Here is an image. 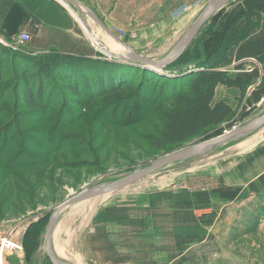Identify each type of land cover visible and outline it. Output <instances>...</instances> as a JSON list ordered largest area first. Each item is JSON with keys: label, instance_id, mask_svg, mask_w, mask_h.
Segmentation results:
<instances>
[{"label": "rangeland", "instance_id": "374dc122", "mask_svg": "<svg viewBox=\"0 0 264 264\" xmlns=\"http://www.w3.org/2000/svg\"><path fill=\"white\" fill-rule=\"evenodd\" d=\"M185 1L183 5H176L177 8L170 10L168 24L156 22L161 13L152 15L153 18L149 23L144 21L145 26H152V30L147 31L150 32L146 37L141 36V31L134 26L115 25L110 31L136 51L160 58L164 56L165 48L173 42L179 28L178 22L182 21L184 32L208 0ZM238 2L239 0H232L202 27L184 53L183 62L192 63L184 66L182 70L186 69L188 72L182 73L183 76L177 74V69L179 70V67L184 65L177 64L178 62L173 65V69L176 70L168 73L167 76L165 74L159 76L158 72L155 74L145 67L146 70H141L140 66L134 69L129 67L125 70L120 67L117 72L120 77H124L122 78L124 81L129 82L128 86L113 95L111 93L102 95L99 89L94 88L96 90L93 93L99 91L98 97L104 101V106L94 116L88 114L86 101L89 100L82 86V114L79 119L73 120L77 116L74 111L76 106L72 105L69 100H62L63 95L64 98L66 97L67 91L62 94L55 88L54 77L45 80L47 89L50 86L49 91L57 98L53 103L54 106L45 111L25 108L16 98L13 90L15 77L18 75L16 73L20 70L18 60L10 61L7 56L0 59V76H2L0 83V223H5L3 226H15V230L21 228L25 232L22 238L23 252L19 255L7 256L6 264L8 261L9 264H18L20 259L27 260L22 264H52L44 253L43 244L39 243L38 230L41 214L46 210H52L68 196L76 194L89 185L116 179L127 173L126 169L131 167L213 138L235 126L244 124L257 112V115L264 112V98L259 103L247 106L242 105L239 100L232 109L230 117L224 122L206 128L201 134L183 144L167 146L161 143L155 144L162 128V114L175 103L167 100L165 104L155 106L159 105L160 98L171 97L193 78L200 67L199 61L195 59L205 57L209 53L210 47L206 49V45L220 41L234 9L230 6L237 5ZM228 11L231 12L228 13ZM87 17L89 18L86 15V19ZM89 19L92 21L91 18ZM92 23L95 22L92 21ZM151 23L153 25H150ZM98 28L105 33L100 27ZM19 48L23 54L34 55L26 49V46ZM94 49L97 53L96 59H90L91 62L79 61L73 65L56 66L55 73L63 76L61 80L58 78V83L60 86L63 85L64 90L68 81L77 86L82 85L79 74L74 73L75 69L80 70L81 68L83 75L87 71L85 75L88 76L89 82H94L98 78L95 77L94 72L100 69L98 66L100 63L96 62L113 61L104 56L95 46ZM45 53L52 54L53 52ZM201 66L204 67V63H201ZM190 76H192L191 79ZM37 78L35 71L30 79L34 89L38 84ZM262 82H264V76ZM89 84L93 85V83ZM147 95L154 97V102L146 99ZM142 96L145 98H141ZM140 99L142 101H139ZM59 107L61 111L58 110ZM128 118H135L137 121L133 124H125L129 122ZM247 137L221 145L203 156L178 165H171L165 170L121 187L107 195L103 194L97 199L75 204L60 215L64 225L59 223L55 239H61L62 242L67 241L66 243L70 244L68 248L78 253L80 248L75 245V243L79 244L78 236L80 238L82 234L94 235L93 226L90 225L93 224L94 215L102 206L108 207V211L110 208L113 209L117 216L126 213H130V216L140 212L135 208L136 200L144 197V193H152V197H157L162 194L160 192L172 189L173 192L169 194L182 195L183 200L181 238L183 256L180 262L171 264H264V192H259L262 195L258 196L260 201L248 200L241 207L238 200L240 202L243 200L242 204L245 199L234 200L227 205L228 214L225 216L222 214L224 205L211 208L208 206L216 193L222 192L221 197H226L227 192L219 188L222 183L229 188L239 189L245 181V178L242 180V176L241 181H234L231 186L224 182L225 173L230 172V165H225L230 163L228 160L244 159L259 149L262 151L263 159L258 165L262 167L261 174H263L264 135L252 146L240 147V142ZM161 146L163 149H160ZM14 153L17 156L30 153L39 155V157L29 155V159L19 158L11 161ZM30 158L34 159V162L22 167L24 161L29 162ZM218 166H222L220 171H218ZM255 172L256 169L251 172L248 168L243 170L246 179ZM197 201L200 203L197 204ZM232 205H236V211ZM161 208L160 206L151 208L150 212L152 215L159 214ZM68 212L70 218H66L68 215L65 216ZM245 212L251 217L248 224H244L243 221ZM158 217L161 222L164 221L163 215ZM222 217L224 220L221 219ZM79 220L81 227L78 226ZM123 223L130 224L129 218L128 222ZM62 227L64 229L58 239ZM90 229L93 231L90 232ZM168 240L163 237V241ZM82 260L89 264L84 258ZM142 264H160V258L157 261Z\"/></svg>", "mask_w": 264, "mask_h": 264}, {"label": "crops", "instance_id": "0c3cea01", "mask_svg": "<svg viewBox=\"0 0 264 264\" xmlns=\"http://www.w3.org/2000/svg\"><path fill=\"white\" fill-rule=\"evenodd\" d=\"M77 1L92 10L109 30L113 29L115 25L134 26L141 31V36L144 37L149 34L150 31L147 32L148 30H152V26L147 27L143 24L144 21L149 23L153 18L152 15L161 13L159 20L157 18L156 22L168 24L170 10H173L176 5L186 3L185 0ZM259 5H264V0H239L237 5L230 6L234 8L232 12L230 11L232 13L230 21L241 10ZM230 12L228 11V13ZM178 23L177 33L173 42L165 48V54L170 51L183 32L182 21ZM88 25L87 30L79 21L76 13L70 11L59 0H0V37L8 41L11 36H16L19 32L28 33L30 41L17 45V48L26 46V49L32 54L54 52L77 58L96 59L95 55L97 53L94 49L96 45L90 41L89 35H93L94 32H92L90 23ZM236 28L248 35L245 40L228 49L226 60L220 68L226 70L233 79L240 77L244 82H247V85L242 93L238 87H227L218 84L215 88L213 100V102L222 101L229 105L231 109L236 106L239 100L242 105L247 106L259 103L264 98V82H262L264 64L257 59L264 53V22H260L255 28H251L247 20L243 18L237 22ZM218 42L215 44L209 43L205 48L210 47L209 51L212 52L217 47ZM12 51H16V49ZM256 150V153L248 155L244 159L234 158V161L232 159L228 160L230 163L225 165H230V172L225 173L224 182L231 186L234 181H241L242 176V180L245 178V181L239 189L229 188L221 182L222 186L219 188L227 192L225 193L226 197H221L222 192L216 193L208 203L210 208L216 205H224V213L222 214L225 216L228 214L227 205H230L234 200L245 199L242 204L243 200L241 202L238 200L240 207L246 204L248 200L260 201L258 196L261 193L259 192H264V170L261 174L262 167H259L262 163L263 154L259 149ZM258 160L259 162H257ZM221 167L218 166V171L222 169ZM244 168H248L249 172L256 169V172L246 179V174H243ZM172 192V189L164 190L157 197H152V193H144V197L138 198L135 205V208L140 211L138 214L141 215L131 214L129 216L130 213H126L117 216L113 209L110 208L108 211V207L102 206L94 215L93 224L90 225L93 226L94 235L85 236L82 234L80 238L78 236L79 244L75 243V245L80 248L78 251V254L82 255L80 257H83L89 264L92 263L91 261H93L92 264H142L157 261L158 258H160V264L180 262L183 256L181 242L183 200L182 195L169 194ZM199 203L200 201H197V204ZM159 206L162 207L160 213L152 215L151 208ZM232 208L236 211V205H232ZM50 210L42 212L41 217ZM159 215H163L164 221L159 220ZM128 218L130 224L123 223L128 222ZM243 218L244 224H248L247 222L251 220L246 212ZM221 219L224 220V217ZM3 224L5 223H0V236L8 230H15V226L9 227L3 226ZM78 226L81 227L80 220ZM62 232L63 227L59 231L58 239ZM163 237L169 240L163 241ZM25 260L20 259L18 264H22Z\"/></svg>", "mask_w": 264, "mask_h": 264}, {"label": "trees", "instance_id": "16d2710c", "mask_svg": "<svg viewBox=\"0 0 264 264\" xmlns=\"http://www.w3.org/2000/svg\"><path fill=\"white\" fill-rule=\"evenodd\" d=\"M243 18L247 20L251 28H255L258 23L264 22V5L250 7L238 12L227 25L226 30L220 41L218 42L217 47L212 52L209 51V53L205 57L202 56L201 58L199 57L195 59L199 61L198 64H200V67L198 68L199 70L195 72L193 78L191 79L192 76H190L191 80L183 86V89L176 92L174 95H171V97L165 96L164 98L162 97L163 99L160 98L159 105L155 107H159L160 105L165 104L167 100L174 101L173 103L175 104L170 109H167V112L162 114V128L159 133V139L158 141H155V144L161 143L165 146L183 144L187 140H190L201 134V132L206 128L210 126H217L224 122L228 117H230V115L232 114V109L230 108V106L222 101L213 102V100L215 88L218 84H222L227 87H238L242 93L244 92L247 85V82H244V80L240 77L233 79L228 75V72L226 70L220 68L226 60L228 49L245 40L248 35L246 32L240 31L236 28L237 22ZM185 52L186 50L174 63H172V65H170V67L173 68V65L177 62V64H185V61L183 62V56ZM6 56L9 57L10 61L18 60L19 62L18 65L20 70L16 73L18 75L15 77V86L13 87V90L16 98L21 101L22 105L25 108L27 107L32 108L33 110L35 109L45 111L54 106L53 103L57 98L52 94L51 91H49L51 90V87L49 86L47 89V85L45 84L46 79H51L54 77L55 80L53 84H55V88L62 94H65V91H67V95H65L66 97L64 98L63 95L62 100H69L72 105L76 106V109L74 111L77 113V116L74 117L73 120L79 119L80 114H82V86L85 90V93L87 94V100H89L86 101L88 114L89 116H94L97 114L98 110L102 109V107L104 106V101L101 100L102 98L98 97L99 91L93 93L94 90H96L94 88L99 89L101 92L100 94L102 95L106 93H111V95H113L117 93V91H121V89L125 88L129 84V82L122 79L124 78L123 76L120 77L117 72L118 69H120V67L124 70L128 69L129 67H131L132 69H134V67H137V65L134 66L132 64H126L116 61H97L96 63H100L98 65L100 69L94 72L95 77H98L96 81L89 82L88 76L85 75L87 71L84 72L83 75V73H81V68L80 70L75 69L74 73L79 74L80 82L82 83V85L77 86L68 81V83L65 84L64 90L62 87L63 85L60 86L58 83V78L61 80L63 76L55 73L56 66L73 65L79 61H83L82 63L91 62L90 59H82L70 55H60L54 52L52 54L38 53L34 55H26L21 52L12 51L0 45V59ZM257 59H259L264 64V53L257 57ZM201 63H204L205 66L202 67ZM172 68L169 69L170 72H173ZM33 69H35L38 76V84L37 87L35 86L36 89L33 88L30 82V79L34 76L35 72L33 71ZM146 69L154 72L148 68ZM146 69L144 67L141 68V70ZM182 69L183 68L177 70V74L187 72L186 69ZM70 70L73 71L72 67H70ZM163 74L158 75L163 76ZM188 74H190V72ZM1 81L2 76H0V83ZM89 83H93V85H90ZM141 98L145 97L142 96ZM122 99H124V97ZM146 99L153 100L154 102V97H149V95H147ZM139 101H142V99H140ZM58 110L61 111L62 109L59 107ZM58 115L59 112L57 113V116ZM128 120L129 122L125 124H133L137 121V119L135 118H128ZM66 140L67 139H65V141ZM69 147L71 146L69 145ZM161 148L163 149L162 146L160 147V149ZM29 155L39 157V155L36 156V154L30 153H24L20 156H17L14 153L10 160L14 161L18 160L19 158L24 160L29 159ZM32 162H34V159L32 160L30 158L29 162L24 161V165L22 167L29 166L30 164H32ZM9 164L10 163H8V165ZM49 215L50 212H47L44 215L46 217H41L40 219L38 230L39 243L41 232L45 231V226L47 224Z\"/></svg>", "mask_w": 264, "mask_h": 264}, {"label": "water", "instance_id": "95a60500", "mask_svg": "<svg viewBox=\"0 0 264 264\" xmlns=\"http://www.w3.org/2000/svg\"><path fill=\"white\" fill-rule=\"evenodd\" d=\"M61 1L67 8H69L73 13H77L79 21L83 24L84 28L88 30L89 25L86 21V15H89L99 26L104 30L107 34H109L112 38H114L119 44L124 46L127 52L114 54L109 49L105 48L101 43H99L93 35H90V41L94 43L96 48L101 51L104 56H107L110 60L116 62H123L126 64H134L137 66H143L145 68L151 69L154 72L158 70L162 75L165 73L167 76L170 72V65L174 63L182 53L189 47L192 41L196 38V36L201 31L202 27L224 6L229 4L232 0H208L204 5L203 9L197 13L195 18L190 23L189 27L183 32L179 40L174 44V46L170 49V51L164 56L158 59H152L147 55H144L142 52L136 51L134 48L128 46L124 42H120V39L116 37L98 18V16L90 10L88 7L79 3L77 0H59ZM17 52H23L19 47L16 49ZM190 63V62H189ZM184 64L179 67V69L184 68V66L188 65ZM173 69V68H172ZM176 70V69H173ZM178 70V69H177ZM163 72V73H162ZM264 125V116L249 120L247 123L242 124L231 131L219 135L217 137L204 140L201 142L194 143L192 145L186 146L184 148L178 149L176 151L164 154L155 159L149 160L145 163L139 164L137 166L126 169L125 172L131 171L129 174H125L123 176H118L116 179L99 182L93 185H89L84 187L82 190L77 192L74 195L68 196L64 201L57 204L52 210H50V215L47 220V224L45 226V231L41 232L40 243L43 244L44 253L50 259L52 264H75L69 259L65 258V255H68L65 252L58 253V250L50 247L47 241L46 232L51 228L53 220L61 214L64 210L74 206L75 204L81 203L87 198L91 197L94 194L109 191L112 189H117L134 183L142 178L147 176L156 174L162 170H165L171 165H178L183 163L192 157H194L199 151L204 150L206 148H210L218 143L224 142L226 140L235 139L241 137L247 133H250ZM165 162H172L171 165L165 167L155 168L154 166L164 164ZM46 216H43L45 218ZM44 222V220H43ZM65 254V255H64Z\"/></svg>", "mask_w": 264, "mask_h": 264}, {"label": "bare ground", "instance_id": "6f19581e", "mask_svg": "<svg viewBox=\"0 0 264 264\" xmlns=\"http://www.w3.org/2000/svg\"><path fill=\"white\" fill-rule=\"evenodd\" d=\"M203 9V8H202ZM85 15H87V14H85ZM87 16H89V15H87ZM86 17V16H85ZM89 18H91L90 16H89ZM88 17H87V19H86V21L88 22V24L90 23V26H91V28H92V32H94V34H93V36H94V38L99 42V43H101L105 48H107V49H109L112 53H114V54H119V53H125V52H127L126 51V49L124 48V46H122L121 44H119L114 38H112L109 34H107L106 32L105 33H103L98 27H100L92 18V21H94L95 23L94 24H96V25H98V27H96L93 23H92V21L89 19ZM192 22V21H191ZM190 25V24H189ZM189 25L187 26V28L189 27ZM186 28V29H187ZM185 29V30H186ZM103 30V29H102ZM184 30V31H185ZM104 31V30H103ZM183 34V33H182ZM181 34V35H182ZM181 35H180V37H181ZM116 36V35H115ZM179 37V38H180ZM179 38L177 39V41L179 40ZM176 41V42H177ZM120 42H123V41H121L120 40ZM175 42V43H176ZM174 43V44H175ZM95 45V44H94ZM174 46V45H173ZM172 46V47H173ZM143 53V52H142ZM144 55H147V54H145V53H143ZM120 55V54H119ZM148 57H150V58H154V59H158V58H155V57H152V56H149V55H147ZM112 60V59H111ZM121 63H123V62H121ZM132 65H134V64H132ZM143 67V66H142ZM151 70V69H150ZM157 72H159V73H161L159 70L157 71ZM264 116V112L262 113V114H259V115H257V116H255V117H253V118H251L250 120H252V119H257V118H260V117H263ZM249 121V120H248ZM247 121V122H248ZM247 122H245V123H247ZM244 123V124H245ZM240 126V125H239ZM238 127V126H237ZM236 128V126L235 127H233L232 129H235ZM232 129H229L228 131H226V132H224V133H227V132H229V131H231ZM261 131H260V130ZM257 130H259L258 132H256ZM254 132H256V133H254ZM224 133H222V134H224ZM254 133V134H253ZM222 134H220V135H222ZM252 134V136H249V135H251ZM264 135V125L262 126V127H260V128H258V129H256V130H254V131H252V132H250V133H247V134H245V135H243V136H241V137H238V138H235V139H230V140H226V141H224V142H221V143H218V144H216V145H214V146H212V147H210V148H206V149H204V150H201V151H199L194 157H192L191 159H194V158H197V157H200V156H203V155H205V154H207V153H209V152H211V151H213V150H215L217 147H219V146H221V145H224V144H227V143H231V142H235V141H238V140H240V139H242V138H244V137H247V138H245V140H243L242 142H240V144H239V146L240 147H249V146H252L257 140H259L260 138H261V136H263ZM217 136H219V135H217ZM217 136H215V137H217ZM214 138V137H213ZM211 139V138H210ZM235 144V143H234ZM238 144V143H237ZM228 151V150H227ZM226 151V152H227ZM237 151V150H236ZM190 160V159H189ZM171 163L172 162H165L164 164H160V165H156V166H154L155 168H159V167H165V166H168V165H171ZM129 173H131V171L129 170V171H127V173H125V174H129ZM125 174H123V175H125ZM123 175H121V176H123ZM118 189H120V188H117V189H112V190H109V191H104V192H100V193H97V194H94V195H92L91 197H89V198H87L86 200H84V202L85 201H88V200H93V199H97L98 197H100L101 195H103V194H108V193H110V192H112V191H115V190H118ZM83 202V201H82ZM81 202V203H82ZM60 215L61 214H59L54 220H53V222H52V225L53 226H51V228L46 232V234H47V241H48V245L50 246V247H52V248H54L55 250H58V253L61 255V253L60 252H62L63 253V251L64 250H66L67 252H65V253H67L68 255H65L64 257L65 258H67V259H69V261H72L73 263H75V264H85V262H83V260H82V258L80 257V255L77 253V252H73L71 249L72 248H68V247H70V244L69 243H66V242H62V240L60 239V240H57V239H55V229H56V227H58V225H59V223L61 222V225H64V223L61 221V219H60ZM68 215V217H70L69 215V212L65 215V216H67ZM63 217V216H62ZM67 217V218H68ZM60 219V220H59ZM65 220V219H64ZM65 227V226H64ZM64 227H63V229H64ZM61 231V230H60ZM53 234H54V236H53ZM63 236V235H62ZM63 239V238H62ZM68 238H66V240H67ZM65 240V239H64ZM72 247V246H71ZM65 264V263H64Z\"/></svg>", "mask_w": 264, "mask_h": 264}, {"label": "built area", "instance_id": "2783aa9c", "mask_svg": "<svg viewBox=\"0 0 264 264\" xmlns=\"http://www.w3.org/2000/svg\"><path fill=\"white\" fill-rule=\"evenodd\" d=\"M29 41L30 35L24 31L19 32L16 36H11L8 41L0 37V44L10 50H15L17 45L25 44ZM254 62L257 63L256 61ZM92 231L90 229V232ZM24 233L22 229H12V231L8 230L0 236V264H6L7 256L11 254L19 255V253L23 252L22 238Z\"/></svg>", "mask_w": 264, "mask_h": 264}, {"label": "flooded vegetation", "instance_id": "af4514ba", "mask_svg": "<svg viewBox=\"0 0 264 264\" xmlns=\"http://www.w3.org/2000/svg\"><path fill=\"white\" fill-rule=\"evenodd\" d=\"M188 72V71H187ZM183 75V74H182Z\"/></svg>", "mask_w": 264, "mask_h": 264}]
</instances>
